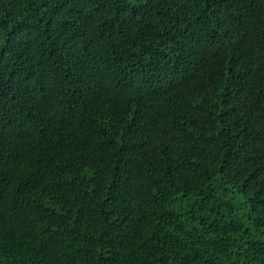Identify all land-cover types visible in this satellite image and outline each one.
Segmentation results:
<instances>
[{"label": "trees", "instance_id": "16d2710c", "mask_svg": "<svg viewBox=\"0 0 264 264\" xmlns=\"http://www.w3.org/2000/svg\"><path fill=\"white\" fill-rule=\"evenodd\" d=\"M0 264H264V0H0Z\"/></svg>", "mask_w": 264, "mask_h": 264}]
</instances>
